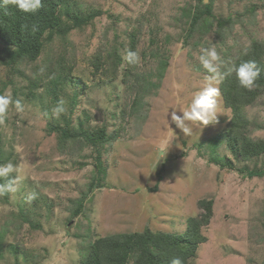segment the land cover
I'll return each instance as SVG.
<instances>
[{
    "label": "rangeland",
    "instance_id": "rangeland-1",
    "mask_svg": "<svg viewBox=\"0 0 264 264\" xmlns=\"http://www.w3.org/2000/svg\"><path fill=\"white\" fill-rule=\"evenodd\" d=\"M207 2L209 15L202 11ZM77 9L98 12L70 32L71 70L58 94L74 123L84 116L85 127L107 123L113 139L101 152L104 172L85 143L65 145L48 132L52 113L43 86L33 97L24 94L26 79L7 83L0 113V264H83V243L97 236L147 228L180 233L188 217L202 212L201 199L212 201L213 215L200 228L205 241L189 263L264 264V154L243 159L229 147L224 132L232 113L219 90L225 65L252 40L264 42V0H66L57 11L65 18ZM193 12L202 16L191 28ZM130 32L135 52L125 62ZM48 46L57 56L60 41ZM120 47L116 68L103 69ZM97 53L102 61L95 70ZM36 63L42 62H22L20 69L29 76ZM2 68L0 85L7 78ZM75 83L80 95L71 110L63 95ZM243 116L248 137L264 139V93Z\"/></svg>",
    "mask_w": 264,
    "mask_h": 264
},
{
    "label": "trees",
    "instance_id": "trees-1",
    "mask_svg": "<svg viewBox=\"0 0 264 264\" xmlns=\"http://www.w3.org/2000/svg\"><path fill=\"white\" fill-rule=\"evenodd\" d=\"M65 2L66 0H0V43L2 42L0 66L3 67L2 69L7 75L6 81L0 85V113L4 110V97L1 96V93L7 83L9 85L14 83V77L26 79L25 88L27 90L25 89L24 94L28 96L35 97L36 88L40 85L43 86V95L47 99V107L49 106V109L46 110L52 113L48 132L56 133L59 141L65 145L82 146L81 143H85L92 149V152H95L94 159L98 173L102 174L104 171L100 163L101 152L104 146L113 139L109 134L107 123L103 122L89 127L82 126L88 116H84V119H78L74 123L71 115L66 116L61 110L60 94H58L65 90V81H67L66 78L71 70V65L68 66L66 61L72 56L70 53L66 54L65 51L71 44L69 41L70 32L88 24L98 11L82 15L77 9L73 12L74 14L67 13L66 17L62 18L57 9ZM201 4H203V10L201 9L203 13L209 15L210 2ZM76 6L79 7L78 4ZM201 16L202 14L197 12L192 13L191 28ZM54 39L60 41V50L57 56L49 53L53 47L48 45H52ZM135 39L134 32H130V42L124 52L125 62L134 58ZM150 42L155 43L154 35L150 37ZM120 49L122 48L111 51L109 58L105 57L103 69L111 72L116 68L121 60L118 53ZM44 52L48 53L49 57L44 56ZM96 55L92 64L95 70H98L102 60L98 58L100 57L99 53ZM263 58L264 42L252 40L250 45L239 52L232 63L225 65L219 81L223 104L230 108L232 113L224 135L229 147L232 150L237 148V156L243 159L264 154V139L254 140L248 137L247 121L243 116L244 107L254 104L264 93ZM36 60L42 63L33 64L31 75H26L20 69L22 62L32 61L34 63ZM127 73L129 71L125 70L123 74ZM135 80L138 81L137 76H135ZM149 84L151 85V83ZM73 85L75 87L70 90V94L63 95L71 110L78 102L80 95L79 87L76 86V83ZM139 86L133 95V105L138 104L140 98L138 90L144 87L140 84ZM128 89L134 88L128 86ZM55 112L59 113L58 116L61 119L56 118ZM109 114L110 118H115L117 115L114 110ZM97 185H100L99 180H97ZM197 204L202 212L199 216L188 217L185 229L180 233L152 232L147 228L142 232L97 236L89 243L88 241L83 243L87 247L83 249L82 254H79L84 258L83 260L81 258L80 261L83 264H190L189 260L195 255L197 245L205 241V237L199 233L200 228L207 225L213 215L212 201L201 199ZM82 207L83 202L80 200L74 214L80 213ZM69 223L68 225L71 226ZM84 229L87 232L84 231L80 238L87 240L89 226L87 225ZM2 241L0 231V245Z\"/></svg>",
    "mask_w": 264,
    "mask_h": 264
},
{
    "label": "bare ground",
    "instance_id": "bare-ground-1",
    "mask_svg": "<svg viewBox=\"0 0 264 264\" xmlns=\"http://www.w3.org/2000/svg\"><path fill=\"white\" fill-rule=\"evenodd\" d=\"M204 42V41H203Z\"/></svg>",
    "mask_w": 264,
    "mask_h": 264
}]
</instances>
